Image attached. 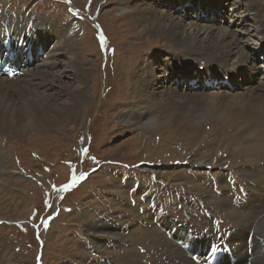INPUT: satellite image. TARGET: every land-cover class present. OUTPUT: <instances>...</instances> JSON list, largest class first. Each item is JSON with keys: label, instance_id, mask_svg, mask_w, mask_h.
<instances>
[{"label": "rangeland", "instance_id": "rangeland-1", "mask_svg": "<svg viewBox=\"0 0 264 264\" xmlns=\"http://www.w3.org/2000/svg\"><path fill=\"white\" fill-rule=\"evenodd\" d=\"M194 1H199L200 10H203L205 1L193 0V3ZM225 1L223 0V7H226ZM161 2L163 1H149L151 5L156 6L153 9L155 12H161V7L164 6ZM149 3L140 6L147 7L150 6ZM254 3L259 5L258 0ZM117 5V0H0V18L12 12L16 15L31 14L38 18L58 19L64 25L75 24L77 37L74 36L73 39L76 38L77 43L72 47L78 50L74 57H71V61H74L77 69H86L82 74L90 84L87 86L86 82L78 80L79 75L72 77L70 74V77L62 78L67 89L58 95L49 92L46 87L41 91L33 90V94H25L32 97L30 102L20 101L18 98L17 101L13 98V101L7 99L2 102L0 108L10 112L3 114L15 123V127L7 130L0 126V148L4 153L6 151L4 155H0V264H93V260L97 264H121L118 262L119 256H112L106 251L115 252L121 247H129V237L124 234L127 233L126 224L132 230L139 226L147 228L148 233L159 232L160 229L141 226L139 223L130 224L132 217L125 211L124 205L121 207V204L111 201L113 197L121 202L129 198L132 204L139 198L141 204L145 205L143 199L148 196L153 205H163L171 214L187 219V225L201 235H205L202 229L209 227L210 230L213 223H223V231H226L228 221L226 224L223 218H215V211L219 209L211 202L212 197L203 193L202 185L210 193L217 194L214 185L222 186L221 179H218L219 174H231L229 169L234 172L241 171V168L244 169L243 175L246 174L243 159L234 157V165L230 164L229 158L233 156L226 148L230 146L232 138H242L236 132L235 126L224 122L231 120L229 117L235 112L234 105L215 96L223 92L221 89L227 91L228 88L224 85L221 89H213L218 92H212V89H201V94L188 92L189 97H203L201 101L194 99L188 103L198 109L186 111L201 115L200 121L199 116L197 115L196 119L195 114H191L195 116L193 123L185 119L177 122L166 121L165 109L161 106L157 108L152 101H148L152 106L151 124L145 127H139L141 124L131 125L132 121L128 118V127H123L120 115L128 109L144 110L142 105L147 102L136 77L137 71L140 77L147 74L140 72V66H135L137 62L132 55L141 48L146 51L176 50L165 49L173 43V39H166L164 36L135 37L140 27L124 16L121 10L123 6L119 8ZM189 5L186 0L184 8ZM211 10V13L217 12V9ZM252 11L257 14L256 10ZM184 12L181 15L183 18L186 16ZM187 13L191 14L192 10H187ZM228 14L226 11L225 15ZM194 15L197 17L195 12ZM220 20L223 25L224 19ZM87 23L89 28L86 30ZM261 32L264 33V28ZM239 36L242 41L247 40V36ZM173 44L176 45L175 42ZM163 50L156 51L154 56L160 53L162 57L166 54ZM262 51L253 53L254 63L257 65L262 61ZM184 54L190 60H197L191 54ZM58 58H64L66 63L70 62L64 54ZM59 65L61 67V64ZM186 66L192 68L194 62L188 61ZM67 67L68 65L63 70L67 71ZM147 68L155 69L153 65H147ZM201 72L203 73V70ZM245 73L247 71L241 72ZM261 74L264 78V69ZM235 78L237 82H241L238 76ZM58 82L59 79H56L55 83ZM173 83L170 82V85ZM248 83L251 85L245 86L254 87L259 81L257 79L251 83L249 80ZM180 85L183 83H176L178 89ZM74 88L82 90L88 99V103L81 106L82 115L73 112L61 118L51 108L54 107L53 100L38 95L42 91L48 92L57 105L58 102L70 100L68 91ZM232 88H235V85ZM245 91L246 88H236L230 93L241 96ZM230 93L226 92L229 96ZM138 94L141 98H138L139 102L136 101V106L127 104L125 110L120 107L121 103H127V100L137 99ZM125 113L129 116V113ZM47 118L56 122L50 124L46 121ZM20 122L24 126H20ZM134 147L138 151L136 154L132 152ZM204 150L208 151L206 155L209 161L201 160L205 156ZM247 162L253 163V159ZM229 166L232 168L228 169ZM82 173L86 174V178H81ZM201 173L211 176V183H202L199 187L195 186L196 191L190 192V184L186 180L191 179L198 183L201 181ZM232 175L236 180L238 173L234 172ZM238 177L240 178L239 175ZM72 178L77 180L76 185L64 190L63 186L68 185ZM128 178H131L133 183L136 182L132 185L133 192L123 185ZM139 185L146 189L142 190ZM127 192L128 197L125 195ZM46 201L48 207H45ZM201 205L206 213L209 212L213 216L212 221L205 217L206 214L204 216ZM106 216H116L111 219L114 221L112 227L116 224L119 233L124 234V237L120 243L107 242L102 245L106 251L100 253L101 250L95 249L91 244L96 243L93 239H102V236L86 234V230L91 221L102 219L105 222L109 219ZM44 221H47V225ZM181 227L183 226L174 225L176 229H182ZM146 232L147 230L142 233L144 237L151 236L146 235ZM209 233L218 236V233L213 231L206 232ZM97 244L100 246L101 242ZM142 248L144 245L140 249ZM84 249L88 253L84 252ZM122 264H131L130 259L125 257Z\"/></svg>", "mask_w": 264, "mask_h": 264}, {"label": "bare ground", "instance_id": "bare-ground-1", "mask_svg": "<svg viewBox=\"0 0 264 264\" xmlns=\"http://www.w3.org/2000/svg\"><path fill=\"white\" fill-rule=\"evenodd\" d=\"M12 1L13 0H9V2ZM118 1L119 0H117V6L119 8L123 6L121 10H123L124 16H127V18L131 19L132 23H137L140 27V31L135 34V37L144 38L148 35L151 37L164 36L166 39H173V43L175 42L176 44L170 43L169 47L165 48H172L170 50H176V52L161 49V51H166V54L162 57H160V53L154 56L156 51L161 52L160 49L153 51L148 49L149 51H146L144 48H141L132 55V58H135L137 62L135 66H140V72L147 74V76L142 75V77H140L141 75H138L137 71L138 67L135 69L137 71L136 77H138L139 80L140 90L142 88V95L147 99V102L146 105H142L144 110L128 109L125 112L129 113V116L125 112L120 115L123 127H128V118L132 121L131 125L132 123L137 126L141 124L139 127H145L151 124L150 112L152 106L148 104V101H152L157 108L161 106L165 109L166 121L177 122L180 119H185L192 123L195 122V116H191V114L195 113L186 111L188 109L196 110L198 108L188 103L191 102L190 100L194 99L201 101L203 97H189L188 92L201 94L202 90L210 89L208 85H211L212 81L199 83L198 89L193 88V85L197 84V82L191 83L187 81L186 84L183 83V85L178 86V89L176 84L170 85V82L173 81V77L167 75V73L171 72V70L184 74V77L190 80L196 79L195 72L199 70H204V73L207 75L211 74H208L210 71L215 72L218 76L228 75L231 81L233 80L232 84L235 85V88H233L232 91L228 87L227 91L221 89L224 83L222 81L218 82L219 88L223 92L217 93L215 96L232 103L235 108L234 114L229 117L231 120L224 122L229 126H235L236 132L240 134L242 138L237 137L235 140L232 138L231 143L228 142L230 146H226V148L231 152V156H233V158H229L231 161L230 164L234 165V162H232L234 157L242 158V163L245 162L246 164L245 175H243V168H241V171L233 169L234 172L238 173L240 176V178L238 175L237 178L235 177L237 184L243 186V191H245L246 194H241V196L237 198V195L240 194L238 185L235 184L236 182L234 183V186L236 185L235 187L230 185V176L234 174V172L229 169L232 168L231 166L228 167L231 172L230 175L226 172L219 174L220 177L218 175V179L222 181V186L217 185V189L220 190L217 194L210 193V191L202 185V183H211V176H206L208 175L206 173H201L199 177L201 181L198 183L191 179H187L186 182L190 184L188 187L190 192L196 191V187L202 185L203 193L209 194L212 197L211 202L219 209V211H215V218H223L226 224L229 223L224 232L229 233V237L226 240L233 248L235 260L232 264H264V78H262L263 75L261 74L262 69H264V62L260 61V65L254 63L255 55L253 54L264 49V33L261 32L264 28L263 0H258L259 5L254 3L255 0H226L224 2L226 7H223V0H207L202 5L203 10H200L201 6L199 7V1H196V3L194 1L193 3V0H188L190 5L184 8L186 0H162L163 2H161V4H164V6L161 7V12H155L153 9L156 8V6L149 3V1L158 2L159 0ZM139 2L142 3L138 4ZM147 2L150 6H140L142 4V6H145ZM210 6H216L219 13L216 11L211 13L212 10L209 8ZM189 9L192 10L191 14L187 13ZM198 10L200 11L197 12ZM252 10H256L257 14L255 15ZM183 11L186 13L184 18L181 16ZM226 11L229 12L227 16L225 15ZM250 11H252V15L249 14ZM194 12L197 17H195ZM220 19H224L225 23L223 25L220 24L222 23ZM87 27L89 28L88 23L86 24V30L88 29ZM5 29L12 32L10 37L13 40H15L14 37L17 39L21 36L26 38L24 48L26 47L27 52L25 54L20 52L16 53L13 57L15 61L19 62V65L16 67L21 71L20 77L9 79L0 73V107H2V102L7 99L13 101V98H16L15 100L17 101L18 98L20 101L30 102V98L32 97H27L25 94H33L34 91H41L46 87L49 92H55L58 95L67 89L64 87L66 83L62 81V78L70 77V74L72 77L79 75L78 80L83 83L86 82L87 86H90V84H88V79L82 74L86 72V69H77V65L73 63L74 61H71V57H74L78 50L76 47H72L73 44L77 43L76 38L73 39L77 32L75 24L68 23L64 25L62 21H58V19L38 18L31 14L16 15L10 12L3 18H0L1 43L4 39L3 34ZM57 31H59L60 37H52L51 35ZM83 35L85 36L84 33ZM239 35L243 37L244 35L247 36V40L242 41ZM50 37L51 39L48 41L49 44H47V48L43 51L44 54L39 56V61L37 60L32 64L28 55L32 56L33 52L38 54V50L45 43L44 39H49ZM79 39L80 38H78V43ZM251 45H253V47ZM262 52H264V50ZM184 53L191 54L197 60L188 59ZM61 54H64L70 62L66 63L63 61L64 58L59 60L58 57ZM158 61H160L159 64ZM188 61L194 62V67H192L193 69L195 68L194 70L186 66ZM59 64H61V67ZM67 65V71H64L63 69H65ZM147 65L149 67L153 65L155 69L147 68ZM201 65H203V67H200ZM217 67L219 69H217ZM242 71H250L249 73L253 76L252 79L248 78L246 73L242 74L243 78H241L240 72ZM237 76L238 80L240 79L242 82L241 84L237 82L235 78ZM56 79H59L58 83H55ZM257 79L259 81L258 85H254V87L250 86L251 84L248 83V81L251 80L252 83L256 82ZM136 82L135 86L137 85ZM246 84L250 85L245 86ZM82 86L84 87V84H82ZM181 86L184 87L181 88ZM136 87H133V89ZM236 88H246V91L241 94V96L235 93L231 95L232 93L230 92L235 91ZM214 91L215 90L212 92ZM134 92L137 94L136 91H133V93ZM226 92H229L230 96L226 94ZM68 94L70 100L64 103L58 102L56 105L55 99L52 97L50 98L51 95H48V92L42 91L38 93V95H43L47 99L53 100L52 105H54V107L51 106V108L59 114V117H67L73 112L82 115V113H80L82 111L81 106L82 104L86 105L88 103V99L84 92L74 88L68 91ZM136 97L137 99H130L127 100V103H121L120 107L125 110L127 104L136 106V101L138 98H141V96L138 94ZM3 113L10 112L7 110L3 111L2 108H0L1 128L8 130L15 127V123L8 120ZM195 115L197 119L198 114ZM198 116L200 121L202 117L201 115ZM46 121L50 124L56 122L49 118H47ZM153 121L155 120L153 119ZM19 125L24 126L21 122ZM45 128L51 127L45 126ZM128 148H130V145ZM136 149L137 148H135V150L133 149V154L138 152ZM203 152L205 156L202 157L201 160L209 161V157L206 155L208 151L204 150ZM3 153L4 151L0 148V155ZM252 159L253 163L247 162ZM217 166L222 168L220 164H217ZM223 166L227 169L225 165ZM154 173L158 176L156 171ZM125 180L123 185L131 189L130 192H133V186L136 182L133 183L131 178ZM214 181L213 179L212 182ZM139 187L142 188V190L146 189L140 185ZM116 194L117 193H114V195ZM110 195H113V193H110ZM125 195L128 197V192ZM111 201H114V204H121V207L123 205L125 206V211L132 217L130 218V224L133 222L139 223L141 226L154 227V229L158 228L153 223L155 214L151 213L149 209H144L145 207L141 206L139 198L135 200L134 204L130 203L129 198L127 201L124 199V201L121 202L120 200H116V197H113ZM139 207H143V213H140ZM115 217L116 216H106V218H109L106 220L107 222L102 221V219H100V221H91L86 230V232H88L86 234L102 236V239H93L96 243L93 242V244H91L95 249L101 250L100 253L106 251V248L102 247V245H106L107 242L120 243L125 234L127 238L129 237V247H121L115 250V252H111L112 250L106 251L112 256H119L118 262L121 264L125 257L130 259L131 264L132 262L133 264H196L192 261L189 251L186 252L182 247L185 244H191L193 248H196L197 243L205 241V235H201L193 229L189 232L187 230V228H189L188 225L181 227L182 229H176L175 231L177 232L172 233L171 230L176 223L174 220L166 218L160 219L159 221L165 224L164 226L167 227L168 231H162L160 229L159 232L154 231L153 233H148L147 228L143 229L139 228V226L136 227L135 230H132V228L130 229V226L126 224L127 233L120 234L116 224L112 227L114 221L111 219H115ZM145 230H147L145 234L151 236L144 237L142 233ZM250 233L252 234L250 243L251 254L247 252V238ZM189 235H196L197 238L190 240L188 239ZM212 237L215 240L217 239V236L215 237L212 235ZM97 243H99L100 246ZM142 245H144V248L140 249ZM83 251L88 253L86 249ZM93 261V264H97L95 260ZM116 264L118 263L116 262ZM224 264L230 263L226 262Z\"/></svg>", "mask_w": 264, "mask_h": 264}, {"label": "snow or ice", "instance_id": "snow-or-ice-1", "mask_svg": "<svg viewBox=\"0 0 264 264\" xmlns=\"http://www.w3.org/2000/svg\"><path fill=\"white\" fill-rule=\"evenodd\" d=\"M81 175V178H86V174H84V173H82V174H80ZM76 183H77V180L75 179V178H72L71 180H70V183L68 184V185H65V186H63V188H64V190H68V189H70L71 187H74L75 185H76ZM49 205H48V203H47V201L45 202V207H48ZM45 225H47V221H44L43 222Z\"/></svg>", "mask_w": 264, "mask_h": 264}]
</instances>
